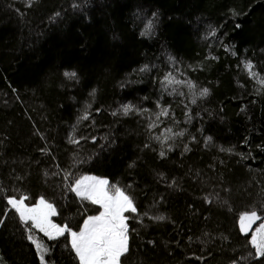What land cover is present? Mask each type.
Wrapping results in <instances>:
<instances>
[{
  "label": "trees",
  "instance_id": "16d2710c",
  "mask_svg": "<svg viewBox=\"0 0 264 264\" xmlns=\"http://www.w3.org/2000/svg\"><path fill=\"white\" fill-rule=\"evenodd\" d=\"M84 1L89 11L72 7L78 0H43L40 12L26 10L20 3L32 18L30 43L44 51L45 58L38 56L36 62L64 52L71 64L50 74L40 91L43 107L35 103L29 119L10 129L0 116V131L7 139L0 135V190L5 194L23 188L37 198L46 193L58 199L55 222L73 228L96 210L78 198L64 178L69 164L78 162L117 180L134 202L136 211L127 214L129 250L121 264H159L169 251L184 256L187 235L201 237L191 245L193 250L207 243L209 252L200 254L195 263L183 264H225L230 252L241 246L236 239H246L240 231V215L234 219L229 214L238 213L237 207L255 197L264 209V187L253 182L258 172L264 175V0L79 3ZM2 3L12 5L0 0V21L8 11ZM55 10L59 22L54 24L48 16ZM9 32V25L0 26V40L8 47ZM44 35L46 45L40 42ZM7 53L0 46V55ZM243 58L253 63L259 80L245 75ZM1 68L0 80L2 76L10 80L8 67ZM63 71L76 76L68 79ZM28 73L34 79L35 68ZM169 73L183 84L165 81ZM58 74L65 82L58 84ZM201 88L208 89L206 96L200 97ZM196 93L199 99L191 104ZM123 102L140 112L124 115L121 110L112 115ZM40 108L47 111L41 114ZM162 109L168 114L158 115ZM85 115L88 118L81 119ZM39 121L38 132L23 143L25 132ZM151 124L155 126L149 128ZM169 125L184 136L167 141L159 130ZM151 135L167 143L159 144ZM37 137L47 146L37 149L39 159L28 161L27 155L10 153L13 144L20 151L28 150ZM70 137L78 143H71ZM113 158L134 165L121 168ZM10 180L18 184L13 186ZM208 233L225 236L227 243L211 246ZM27 237L13 218L0 240V264H40ZM39 242L49 249V264H78L65 238ZM258 262L264 264V256L248 264Z\"/></svg>",
  "mask_w": 264,
  "mask_h": 264
},
{
  "label": "rangeland",
  "instance_id": "374dc122",
  "mask_svg": "<svg viewBox=\"0 0 264 264\" xmlns=\"http://www.w3.org/2000/svg\"><path fill=\"white\" fill-rule=\"evenodd\" d=\"M21 1H23V0H10V2L12 4L11 7L5 3L1 4L4 8L8 9V11L5 12V18H3L0 21V26L1 25H9L11 27V32L5 34V36L8 37L7 39L11 42V46L8 47L7 43L0 40V46H2L3 48H7L10 52V53H7V55H4V54L0 55V67H2L4 65H6L8 67L9 77L11 79L9 80V79H6L4 76H2L3 78H2V80H0V116L2 118H4L8 122V124H10V129L13 127V125L15 123H20V122H22L23 119H29L32 111L34 110V104L35 103H38V105L40 107H43L41 102H40V91H42V87L48 81L50 74L54 70H56L58 67L57 61L54 58L56 56V54H55L54 56H52L50 58V61L54 60L53 71L49 72L50 68L45 66V63H48V61H47V62L43 63L42 65H40L39 67L35 68V73L32 75V77H34V79L30 78V75L28 73L29 67H27V63L29 61H38L39 60L38 56L42 57L41 59H44L45 57H43L44 51H43L42 46H40L38 44H31L30 43L34 40L30 34V29L33 27L32 18H31V15H25L24 14V12H23L24 10L20 4ZM79 2H81V0H78L77 5H75V3H73L72 7L81 6V9L83 11H89V9L86 7L85 1L83 3H79ZM31 6H32V4H31ZM31 6H29L28 2H25L26 8L31 7ZM52 21L54 24L58 23L59 18L56 17ZM73 23H75V22H73ZM56 29H58V26H56ZM145 30L147 32H150L151 28H148L146 26ZM40 42L42 44L46 45L45 35L42 36V38L40 39ZM246 62H250V61L246 58H243L242 59L243 65ZM68 64H71V63H68ZM251 64L253 65V63H251ZM72 69H73V67H72ZM70 71H72V70H70ZM70 71H68V72L72 73ZM251 71L256 74L254 67L251 69ZM0 72L2 74H4V72L2 71V68H1ZM246 72L247 73L245 75L248 78L254 77L257 80H259V76L257 74H256V76H252L249 74L248 70H246ZM180 81H182L181 78H180ZM181 84H183V83H181ZM203 88H201V90ZM209 92H210V89H209ZM198 96H199V94L196 93L195 95L190 97L191 98V104H195L197 102V100L199 99ZM193 101H195V103H193ZM124 105H130V104L123 102V106ZM9 109L14 110L15 111L14 114L9 115L8 113L7 114L4 113L5 110L7 111ZM96 110H94V111L96 112ZM121 110H122V106L121 107L117 106L114 109L116 114L120 113ZM133 110H134V108H133ZM133 110L130 111L129 113L134 112V114H137L140 112L139 110H136V111H133ZM38 111L41 114H43L47 111V108H40V109H38ZM140 117H143V116L140 115ZM38 119H39V117L37 114L35 116L34 120L38 121ZM33 124H34L35 131L38 132L40 125H41V121L34 122ZM176 124H178V123H176ZM0 126H1V124H0ZM173 127H175V126L169 125V126L164 127V128L159 130V133L162 134L161 136L166 137L167 141H170V142L176 141L177 138H182L184 136L182 131L177 129V128H175L176 131H173L172 130ZM167 129H171V132L166 131ZM177 133H182V135H177ZM39 134H41L40 131H39ZM0 135L2 136V140H4V141L7 140L3 137L1 131H0ZM151 136L155 137L156 142L159 144L167 143V141L165 143H161L160 142V136H157V135H151ZM157 137H159V139H157ZM39 147L47 148L45 142L41 141L37 137L34 140L33 145H31L28 148V150L20 151V150H18L17 146H13L10 149V153L14 157H18L21 155H27L28 161H32L36 158L39 159V154L37 151V149ZM112 160H113V162H115L117 164L118 167H121V168L126 166V164L134 165L132 161L126 163L123 160H116L114 158ZM37 162L38 161H34L33 163L37 164ZM69 165H70V168L65 172L64 177L65 176L68 177L66 180H68L72 184V186H75L76 180H78L82 177H89V178H95L98 180H107L108 185H106L105 187L109 190L110 195L114 193V189L112 188V186L115 185L116 187H118L116 185V182L114 180H112L110 177H108L106 174H103L100 172H95L92 170H87L85 167H81L80 163H78V162H76V163L71 162V164H69ZM0 173H1V171H0ZM258 173H259L258 178L253 179V182L257 187L263 188L264 187V175L261 171ZM8 189L11 190L12 187L10 186V187H8ZM16 193H17V195H19V196H17V198H19L21 196L20 195L21 190L17 189ZM258 195H260V194H257V196ZM248 196H250V195H248ZM27 197H28V199L25 200V204H27L28 206H32L37 200L40 199V198L36 197L35 192H34V194L31 192L30 194L27 195ZM77 197H80V196L77 195ZM43 198L47 202L51 203L53 205V207L55 208V210H57L58 199H54L46 193L43 196ZM3 199H4V192L0 191V206H1V203L3 202ZM130 199L132 200L131 197H130ZM252 201H253V199H249L245 202L244 205L237 207L236 209L238 210V213H235V214L233 213L234 215L229 214L230 216H233L234 219H236L239 215H241L245 211L255 210L257 212V214L259 216H261V219L252 223L251 228L247 231V233L241 232L242 235L246 236V239H236L239 243L238 245H241V246H239V248L237 250L230 252L231 254L229 255V257H231V258H229L226 262H224L225 264H230L231 262H233L234 264H248V262L250 260L256 259V258H253L252 256H250V252L255 251V249L252 247V244L250 243V240H251L252 234L260 226V224L264 223V216H263L264 209L261 206V204L257 201L256 197H255V200L253 202ZM251 202H252V204H251ZM133 206L135 207L134 202H133ZM215 207L217 208V207H223V206L215 205L214 208ZM103 210L104 209L101 208V206L99 204H96V212L91 214L90 216H97ZM2 211H3V209L0 208V213H2ZM124 215L126 217H128L126 215V212L124 213ZM88 217L89 216H86L85 218H83L81 220V222L79 223V225L71 228L70 230L74 231V232H79L80 229L83 227L84 221ZM13 218L17 219L18 217L15 216V214L11 215V216H9L8 222L6 223L5 227H4V225L0 226V240L3 236V234L6 232L7 227ZM50 219H51L52 223L55 224L54 216H51ZM238 223L240 226V220ZM126 224L128 225V232H129L128 219L126 220ZM32 231L38 235V238L36 239L38 242L40 241V239H49L47 236L44 235L43 232H40L38 229H32ZM207 236L211 239V246L216 247L220 244H226L227 243L226 239H223V238H225V236L223 237V236H220L218 234L212 235L209 233L207 234ZM58 238L59 239L65 238L69 249L72 251V253L76 257L78 264H80L79 257L76 255V252L72 249L70 232H66L64 235L59 236ZM49 240H52V239H49ZM200 240H201L200 236L187 235L184 239L186 246H187L186 254L183 256L179 253H174L172 251H169L168 252V258H163L159 264H183L186 260L192 261L193 263L197 262L199 260L198 257L200 254L204 255V254H207L209 252V247H208L209 245L207 243H204L203 246L200 247V249L198 251L193 250L191 245H194V243L196 241H200ZM48 242H50V241H48ZM205 244H206V246H204ZM230 244L227 245L226 250L231 249ZM247 245H248V247H247ZM48 250L49 249H47L43 253V255L45 257L44 264H49V262L47 260V251ZM37 256H38L39 262L41 264L40 255L38 254V252H37ZM258 264H260V262H258Z\"/></svg>",
  "mask_w": 264,
  "mask_h": 264
},
{
  "label": "snow or ice",
  "instance_id": "6c2138e0",
  "mask_svg": "<svg viewBox=\"0 0 264 264\" xmlns=\"http://www.w3.org/2000/svg\"><path fill=\"white\" fill-rule=\"evenodd\" d=\"M29 6H31V0H29ZM147 27L151 28V22H149ZM244 67L249 71L250 75L256 76L251 71L253 68L251 62H246ZM141 70L143 71L144 69ZM64 75L71 79L76 76V73L65 72ZM170 77L171 73L165 76V81L168 83H183V81H174ZM261 82L264 83V79ZM189 86L191 87L192 85L189 83ZM207 93V88L202 89L200 96H206ZM157 106L159 107V105ZM122 110L124 115H128L133 110V106L124 105L122 106ZM167 114L168 109H162L158 115ZM112 115L115 116L116 113L113 112ZM87 118V115L81 117V119ZM154 126L155 124H151L149 128ZM166 131L171 132V129H167ZM177 135H182V133H177ZM93 139L95 138L93 137ZM69 140L71 143H78L77 140L71 137ZM160 155L163 156L164 153L161 152ZM67 178L65 176V179ZM106 185H108L107 180L82 177L75 181V186L71 187V190L82 199L90 200L92 204H99L104 209L97 216H89L84 221L83 227L79 232L71 231L66 225L59 226L52 223L50 217L56 215V210L43 197L37 200L32 206H28L25 204V200L28 197L24 195H21L19 198L15 196L5 197L7 203L2 213H0V225L5 223L9 212L14 210V214L18 217L20 225L28 233L27 238L35 245L40 255L41 264L45 262L43 253L46 249L42 243L33 238L32 229H38L49 239H55L58 236L64 235L66 232H70L72 249L79 257L80 264H121V257L129 250L128 225L126 224L128 217L124 213L135 212L136 208L133 206V201L130 197L119 187L113 185L114 193L110 195L109 190L105 187ZM155 219H163V217H156ZM260 219L261 216L255 210L245 211L239 217L240 231L247 233L252 223ZM250 243L255 249L254 252H250V256L253 258L264 256V223H261L252 234Z\"/></svg>",
  "mask_w": 264,
  "mask_h": 264
},
{
  "label": "bare ground",
  "instance_id": "6f19581e",
  "mask_svg": "<svg viewBox=\"0 0 264 264\" xmlns=\"http://www.w3.org/2000/svg\"><path fill=\"white\" fill-rule=\"evenodd\" d=\"M42 1L43 0H31V4H32V6L31 7H28V8H26L25 7V2H28L29 3V0L27 1V0H23V1H21V3L24 5V7H25V9L26 10H33V8H34V11L35 12H40V5H41V3H42ZM57 10V9H56ZM56 10L52 13V14H50L49 16H48V22H50L51 23V21L54 19V18H56L57 16H58V13L56 12ZM2 17L0 16V19H1ZM82 42H85V41H82ZM55 59H56V61H57V65H58V68L59 67H62V66H66L68 63H70V61H71V59H70V55H66L64 52H58L57 54H56V56L54 57ZM47 61H48V59H46ZM47 61H42V62H36V61H29L28 63H27V67H29V68H37V67H39L40 65H42L43 63H45V62H47ZM49 63V64H48ZM48 63H45V66H47L48 68H50V71L49 72H51V71H53V69H54V60L53 61H48ZM66 71H63L62 72V75L64 76V77H66L65 75H64V73H65ZM58 77H59V80H58V84L59 83H62V82H65V78L64 77H60V75L58 74ZM201 97V96H200ZM35 134V129H34V126H31V128L27 131V132H25V134H24V137H23V139H22V142L23 143H25V142H27L33 135ZM13 146H16L15 144H13ZM11 181V185H16V184H18L16 181H13V180H10ZM24 181H25V179H23V181H22V185H24ZM17 189H19V190H21V193H20V195H24V196H26L27 197V195L28 194H30V192H29V190H26V189H23V188H16V189H14V190H11V191H7L5 194H4V199H3V202L1 203V206H0V208L1 209H4V207H5V205H6V203H7V201H6V199H5V197H7V196H15V197H17V196H19V195H17V193H16V190ZM11 215H14V211H11V212H9V214H8V217L6 218V220H5V223L3 224L4 225V227H5V225H6V223L8 222V218H9V216H11ZM1 226V225H0ZM0 246H1V244H0Z\"/></svg>",
  "mask_w": 264,
  "mask_h": 264
},
{
  "label": "flooded vegetation",
  "instance_id": "af4514ba",
  "mask_svg": "<svg viewBox=\"0 0 264 264\" xmlns=\"http://www.w3.org/2000/svg\"><path fill=\"white\" fill-rule=\"evenodd\" d=\"M65 178V177H64ZM115 182H116V185L118 186V181L117 180H115ZM230 264H233V263H230Z\"/></svg>",
  "mask_w": 264,
  "mask_h": 264
},
{
  "label": "water",
  "instance_id": "95a60500",
  "mask_svg": "<svg viewBox=\"0 0 264 264\" xmlns=\"http://www.w3.org/2000/svg\"><path fill=\"white\" fill-rule=\"evenodd\" d=\"M234 264V263H233Z\"/></svg>",
  "mask_w": 264,
  "mask_h": 264
}]
</instances>
